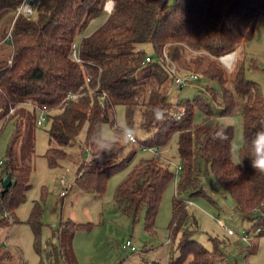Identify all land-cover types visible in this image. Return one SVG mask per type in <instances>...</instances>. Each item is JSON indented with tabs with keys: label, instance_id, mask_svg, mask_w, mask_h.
Segmentation results:
<instances>
[{
	"label": "trees",
	"instance_id": "trees-1",
	"mask_svg": "<svg viewBox=\"0 0 264 264\" xmlns=\"http://www.w3.org/2000/svg\"><path fill=\"white\" fill-rule=\"evenodd\" d=\"M35 1L33 14L15 18L21 0H0V119L15 124L0 167V264H25L4 234L20 222L16 209L30 186L35 136L21 143L17 138L27 107L34 112L35 123L37 108L51 118L45 152L49 165L73 160L77 163L74 184L97 195L105 192L113 173L133 162L138 151L135 146L129 153L103 154L91 163L83 159L85 151L89 154L90 135L103 124L114 123L116 105L125 106L129 124L149 133L138 143L140 147L162 146L177 134L181 168L168 229L172 240L181 234L169 264H221L225 257L218 243L210 249L192 235L187 200L181 196L205 195L203 178L209 173L242 217L251 221L241 238L249 240L252 233L264 239V174L255 171L247 158L248 142L264 129V92L258 81L246 77L244 51L229 69L219 60L253 38L258 18L264 17V0H111L110 13L104 8L108 0ZM102 13L104 20L82 34L87 23ZM73 45L81 63L71 58ZM146 45L152 52H147ZM164 53L179 69L197 71L217 82L219 90L207 83L192 98L171 101L173 76L161 61ZM146 56L151 60L146 62ZM229 82L232 88L227 87ZM237 99L241 101L243 138L238 163L232 159L234 127L221 121L234 111ZM180 108L184 112L177 119ZM155 109L165 111L168 118L157 121ZM196 110L202 112L199 122L193 119ZM84 128L81 142L78 136ZM7 173L11 181L4 187ZM174 176L158 156H142L117 186L116 203L132 221L144 207V227L154 232L160 200ZM41 213L36 200L28 219L36 240ZM82 225L72 219L60 221L54 233L59 243L46 251L49 264H67L63 251Z\"/></svg>",
	"mask_w": 264,
	"mask_h": 264
},
{
	"label": "rangeland",
	"instance_id": "rangeland-1",
	"mask_svg": "<svg viewBox=\"0 0 264 264\" xmlns=\"http://www.w3.org/2000/svg\"><path fill=\"white\" fill-rule=\"evenodd\" d=\"M105 17L106 15L103 13L93 17L82 30V34L91 32ZM145 47L147 52H152L149 45ZM241 51H244L247 56L246 77L258 81L264 92L263 16L257 20L253 38L237 51L228 54L227 57H232L230 58L232 59L230 67L221 63L226 68H231L235 59L240 57ZM254 63L259 64V67H254ZM198 83L202 88H205L208 83L219 90L217 82L210 81L203 76L198 80ZM227 87L232 88L230 82L227 83ZM204 90L206 92V89ZM169 91L171 101L177 102L179 99L192 98L199 93L200 89L197 85H186L178 89L171 87ZM35 114L38 115V111ZM24 115L25 118L19 123L17 137L19 143L22 139H29L33 134L35 136L30 186L26 191L25 201L16 209L20 222L12 224L4 234L6 242L15 252L16 257H22L25 264H49L46 251L52 247V244L59 243L58 237L54 233L58 229L60 221L72 219L75 222L85 223V225L76 230L70 246L63 251L67 264H140L144 260H158L161 264H169L170 255L172 251H176V244L181 234L179 232L172 240L169 237L168 229L172 215L171 199L176 191L175 176L163 192L155 218L154 232H149L144 227V207L139 212L137 219L132 221L124 214L115 200L117 186L128 175L133 164L142 156H153L154 154L148 150H142L137 144L138 151L133 162L113 173L107 181L105 192L99 196L74 185L77 163L73 160L65 158L56 167L49 165L45 152L48 147L51 118L46 115L43 124L37 125L31 108L27 107ZM202 117V112L196 110L194 121L199 122ZM117 119L127 121L126 108L122 104L115 107V121ZM221 121L232 124L234 127L232 159L238 163L240 161L239 148L243 139L241 101L239 99H237L234 111L230 115L222 116ZM113 124L105 123L102 129L106 130ZM14 128L15 124L10 120L6 122L4 119H0V160L5 158L7 144L12 137ZM143 133V138L149 135L145 130ZM84 138L85 128L78 136L81 142H84ZM158 151L162 153V157L158 156L160 160L175 173L176 167L180 164L177 134H174L166 144L159 146ZM88 155V152L85 151L83 159H88ZM63 176L70 185L64 196L61 194L63 186L59 181ZM203 181L205 195L190 196L187 193H181V196L187 200L189 213L187 225L193 229L192 235L210 249L214 248L215 243H218L225 252V257L220 261L221 264H264V239L253 236L252 233L249 240L241 238L250 229L251 221L242 217L237 206L230 205L228 201L230 198L223 192L213 174L209 173L203 178ZM36 200L39 201L42 208L38 240H36L34 230L28 221ZM218 216L223 218L225 224L234 230V234H228L217 222ZM66 239L69 244V237ZM128 241L135 250H131L129 246L124 247Z\"/></svg>",
	"mask_w": 264,
	"mask_h": 264
},
{
	"label": "clouds",
	"instance_id": "clouds-1",
	"mask_svg": "<svg viewBox=\"0 0 264 264\" xmlns=\"http://www.w3.org/2000/svg\"><path fill=\"white\" fill-rule=\"evenodd\" d=\"M154 116L160 122L168 118L167 113L161 109H155ZM176 118L181 119L182 116L178 115ZM143 137L144 133L141 126L117 119L108 129H97L90 135L88 162L91 163L93 159H101L103 154H112L119 150L129 153L133 151ZM248 148L249 155L247 158L251 162V167L264 174V129L258 131L251 138L248 142Z\"/></svg>",
	"mask_w": 264,
	"mask_h": 264
},
{
	"label": "built area",
	"instance_id": "built-area-1",
	"mask_svg": "<svg viewBox=\"0 0 264 264\" xmlns=\"http://www.w3.org/2000/svg\"><path fill=\"white\" fill-rule=\"evenodd\" d=\"M36 7V1L35 0H21V3L17 6L16 11H15V18L19 15V14H25V15H31L33 14L34 10ZM113 7V2L111 0H108L105 3V11L107 13H110ZM10 36V32L7 34V36H5L4 41L8 42L9 37ZM230 55V54H229ZM228 54L220 56L219 60L220 62H223L224 64L228 65V67H230V64H232V61L230 64H228L227 62V56H229ZM71 58L78 62L81 63L82 59L78 54V50H77V46L73 45V48L71 50ZM151 58L150 56H146L145 61L148 62L150 61ZM161 61H164L167 64L168 70L169 72L172 74L173 76V87L178 89V88H182L186 85H197L199 88L201 87V85L198 83V80L201 78V75L199 72L197 71H193V70H182L179 69L176 64H173L171 62V60L167 57V55L164 53L163 58H161ZM29 102H31L29 100ZM38 111V115L36 118V124L37 125H41L43 124V121L46 119V111L41 109V108H37ZM184 112L183 108H180L177 112H176V117L179 115L181 116ZM158 147L157 145H142L141 149L142 150H148L151 153H153L156 156H161L162 157V153H160L158 151ZM3 163V160H0V167ZM181 166L180 164L176 167L175 169V179L177 178L178 174H179V170H180ZM63 186V191L61 192L62 195H64L67 190L69 189L70 185L67 183V179L63 176L60 178L59 180ZM217 222L228 232V233H233V229H231L229 226H227L224 222V219L221 218L220 216L217 217ZM124 246H129L131 250H135L134 246H131L130 242L128 241Z\"/></svg>",
	"mask_w": 264,
	"mask_h": 264
},
{
	"label": "water",
	"instance_id": "water-1",
	"mask_svg": "<svg viewBox=\"0 0 264 264\" xmlns=\"http://www.w3.org/2000/svg\"><path fill=\"white\" fill-rule=\"evenodd\" d=\"M11 181V173H7L6 176L3 179V186H7ZM230 205H233V201H231L230 199H228Z\"/></svg>",
	"mask_w": 264,
	"mask_h": 264
},
{
	"label": "bare ground",
	"instance_id": "bare-ground-1",
	"mask_svg": "<svg viewBox=\"0 0 264 264\" xmlns=\"http://www.w3.org/2000/svg\"><path fill=\"white\" fill-rule=\"evenodd\" d=\"M230 58H232V57H230ZM229 57L226 59L227 60V62H228V64H230L231 63V60L232 59H230Z\"/></svg>",
	"mask_w": 264,
	"mask_h": 264
},
{
	"label": "crops",
	"instance_id": "crops-1",
	"mask_svg": "<svg viewBox=\"0 0 264 264\" xmlns=\"http://www.w3.org/2000/svg\"><path fill=\"white\" fill-rule=\"evenodd\" d=\"M74 185H75V184H74ZM86 192H89V191H86ZM65 194H66V193H65ZM65 194H64V195H65ZM64 195H63V196H64ZM99 196H100V195H99ZM99 196H98V197H99ZM92 198H96V197H95V196H92ZM92 198H91V199H92ZM96 199H97V198H96ZM98 200H99V199H98ZM120 209H121V208H120ZM124 247H126V246H124Z\"/></svg>",
	"mask_w": 264,
	"mask_h": 264
}]
</instances>
